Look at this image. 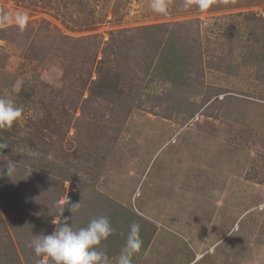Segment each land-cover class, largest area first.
<instances>
[{
  "label": "rangeland",
  "instance_id": "obj_1",
  "mask_svg": "<svg viewBox=\"0 0 264 264\" xmlns=\"http://www.w3.org/2000/svg\"><path fill=\"white\" fill-rule=\"evenodd\" d=\"M166 3L0 0L6 129L68 160L61 202L83 206L82 179L143 218L133 264H264V0ZM174 22L201 58L177 83L138 30Z\"/></svg>",
  "mask_w": 264,
  "mask_h": 264
},
{
  "label": "trees",
  "instance_id": "obj_2",
  "mask_svg": "<svg viewBox=\"0 0 264 264\" xmlns=\"http://www.w3.org/2000/svg\"><path fill=\"white\" fill-rule=\"evenodd\" d=\"M257 22L264 27L262 19ZM185 28L183 22L138 28L144 35L145 50L142 52L148 59L147 65L154 64V56L157 50H160L155 74L161 70L156 77L163 73L168 76V81L177 83L179 77L186 80L185 72L196 64L197 59L201 60L196 56L197 48L190 43V36H185ZM258 55L261 56L260 59L264 58V47L258 51ZM13 135L15 133H10L6 128H0V145H6L0 149V264H44L43 259L35 255L30 242L34 235L50 234L56 227L52 223L56 217H59V220L68 217V222L74 228H80L86 226L93 218L107 216L116 229V234L104 241L101 248L110 258L114 255L112 249L121 251L129 225L133 222L139 223L143 218L124 212L122 207L115 206L110 200L105 202L104 196L95 190V186L82 179L79 183L80 196L85 198L83 206L79 204L71 212L72 205L79 202L75 201L76 199L73 201L75 194H69L68 204L64 205L60 217L58 204L67 194L57 177L63 181L75 178L66 168L68 160L58 161L53 153L37 148L25 152L26 148L35 147L34 144H23L19 139L14 140ZM10 160L15 162V171L8 176L5 164ZM75 187L72 182L71 188ZM88 207H94L91 213ZM145 226L142 228L143 233ZM144 235L145 238L150 237L148 234ZM46 264H51V261Z\"/></svg>",
  "mask_w": 264,
  "mask_h": 264
},
{
  "label": "clouds",
  "instance_id": "obj_3",
  "mask_svg": "<svg viewBox=\"0 0 264 264\" xmlns=\"http://www.w3.org/2000/svg\"><path fill=\"white\" fill-rule=\"evenodd\" d=\"M207 3L208 0H200L201 7H205ZM152 8L154 12L166 13V0H153ZM22 116V107L16 106L10 98L0 97V128L12 127ZM5 147L6 145H0V149ZM5 167L6 174L10 176L15 171V162L10 160ZM66 204L68 198L58 204L60 217ZM78 205L79 203L72 205L71 212ZM68 221V217L52 220L56 227L50 234L34 235L30 246L37 257L51 261V264H133V257L142 249L141 226L138 223L129 225L124 247L118 256L110 258L101 248L104 241L116 234V229L107 216L93 218L80 228H74Z\"/></svg>",
  "mask_w": 264,
  "mask_h": 264
}]
</instances>
